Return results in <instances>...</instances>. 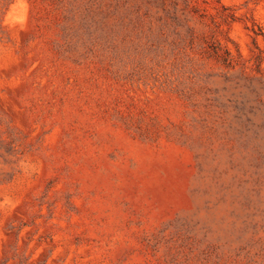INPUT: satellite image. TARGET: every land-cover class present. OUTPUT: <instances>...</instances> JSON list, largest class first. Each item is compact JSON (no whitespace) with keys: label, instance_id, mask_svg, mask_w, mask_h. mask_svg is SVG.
Listing matches in <instances>:
<instances>
[{"label":"rangeland","instance_id":"374dc122","mask_svg":"<svg viewBox=\"0 0 264 264\" xmlns=\"http://www.w3.org/2000/svg\"><path fill=\"white\" fill-rule=\"evenodd\" d=\"M0 264H264V0H0Z\"/></svg>","mask_w":264,"mask_h":264}]
</instances>
